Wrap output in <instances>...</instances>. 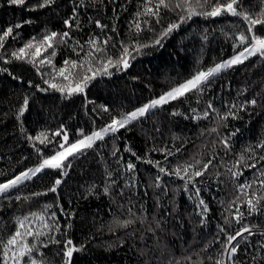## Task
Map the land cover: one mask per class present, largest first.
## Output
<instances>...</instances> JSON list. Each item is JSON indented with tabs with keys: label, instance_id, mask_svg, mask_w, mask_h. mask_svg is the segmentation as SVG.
<instances>
[{
	"label": "trees",
	"instance_id": "trees-1",
	"mask_svg": "<svg viewBox=\"0 0 264 264\" xmlns=\"http://www.w3.org/2000/svg\"><path fill=\"white\" fill-rule=\"evenodd\" d=\"M41 2L27 0L25 6H15L0 0V32L17 23L22 24L6 40L4 49H0V57H3L0 69H6L0 71V183L39 163L41 157L33 147L34 143L44 156L54 154V145L45 147L38 141L29 140V136L45 132L51 138L52 133L63 127L68 134L67 147L111 123L113 117L120 118L158 98L197 71L231 58L237 43L235 37L247 27L241 18L231 15L194 16L180 24L164 40L162 47L144 48L140 54L133 53L135 59L130 61L131 66L126 71L110 68V75L97 73L83 93L68 96L53 89L39 91L36 85L48 88L43 81L53 76L52 82L68 83L57 70L64 66L66 59L79 61L84 56L83 52L78 56L73 51L76 41L84 43L91 36L101 40L111 36V44L116 47L110 44L106 55L116 58L120 41L129 45L135 39L151 43L169 23L178 22L179 18L174 12L162 9L160 23L152 20L149 26L143 24L144 16H136L138 10L142 11L144 0H84L86 7L77 9L78 20L73 21L80 27L69 29L64 21L73 15V8L80 0H54L45 7H38ZM244 8L257 13L261 9V0H244ZM95 20L108 28L102 32L95 26ZM137 20L144 30L134 36ZM113 27L115 32L111 30ZM53 31H68L73 39L68 45L55 47L56 55L50 57L51 65L37 62L34 66L11 59L13 50L23 47L34 37L39 40ZM255 31L256 35L264 37V26L257 25ZM52 51H42V57L49 56ZM6 59L10 62L4 63ZM85 70L73 71L84 73ZM25 97H28V106L18 120L17 114ZM253 98L258 101L256 106H246V111L233 109L239 118L222 119L232 104L239 105ZM209 102L217 111L209 110L207 119H192V110L200 115ZM105 108L108 111H104ZM213 128L215 132L211 131ZM237 129L239 131L231 138L230 151L226 153L219 141ZM56 141L63 142L62 136L55 137L54 143ZM261 141H264V61L252 57L243 65L212 78L203 93L192 92L170 101L147 117L105 136L93 148L69 157L71 167L65 169L66 175L61 176L57 170H45L38 177L25 181L18 190H12L9 193L11 199L0 198V238L7 239L16 230L18 217L40 213L45 205H52L48 214L56 213L62 230L55 233L56 239L61 242L71 239L74 245L85 246L83 251L74 253L72 264H166L170 257L184 264L183 258L187 255L194 261L202 260L203 264H214L216 259L229 264L227 254L221 255L226 237L220 233V227L224 226L228 234H234L244 225L252 228L254 234L245 233L247 240L238 237L240 249L235 257L236 264H258L264 257V248H261L264 245V201L257 206L261 211L249 215L246 200L252 198L254 189L257 197L264 194V189L257 183L254 189L246 190L247 194L238 191L228 169L241 155L249 164L259 161L256 169H245L235 184L253 180V173L264 168V160H259L264 149L255 150V159H249L247 149ZM154 148L181 150L165 161L160 151H152ZM115 149L119 151L113 155ZM132 153L144 160L161 161L166 168L185 161L193 163L194 159L206 162L215 157L208 173L197 178L203 180L197 183L201 189L199 198L204 199L209 208L204 225L199 223L201 209L197 207L198 198L191 185L189 191H184L183 181L175 176H164L162 183L166 186V194L160 188L152 187L157 169L137 160ZM128 162L136 165L134 173L127 171ZM132 177L137 187H125ZM57 178L62 180L57 192H49ZM112 181L115 183L109 195H105L103 188ZM32 193L47 194L32 196ZM17 195L20 200L15 199ZM61 207L71 214L70 219L61 214ZM129 208L136 217L142 218V222L137 219L128 228L120 227L117 221L122 223L133 218ZM237 208L245 213L241 223L233 219ZM225 217L232 220L230 226L224 224ZM157 220L161 221L163 231L157 228ZM32 225L39 227L34 220ZM149 228L154 229L155 234L148 231ZM134 230L133 236L126 235ZM214 238L219 242H211ZM28 239L31 242L32 238ZM206 244L208 247L204 250ZM245 245H248L246 251ZM61 247L62 243L41 249L46 264H62L58 255ZM209 256L213 260H209Z\"/></svg>",
	"mask_w": 264,
	"mask_h": 264
},
{
	"label": "snow or ice",
	"instance_id": "snow-or-ice-1",
	"mask_svg": "<svg viewBox=\"0 0 264 264\" xmlns=\"http://www.w3.org/2000/svg\"><path fill=\"white\" fill-rule=\"evenodd\" d=\"M27 0H7L9 5L15 6H25ZM51 3H54V0H42L38 7H45ZM86 7L84 0H80V3L73 8V15L64 21V24L67 28L71 29L73 27L79 28L80 25L77 22L75 25L73 21H77V9ZM167 10L174 12L178 16V22H172L167 25L152 41L151 43H143L138 39H135L131 45L125 43L124 41L119 42V55L116 58H113L112 55H106L108 47L111 44L112 37L108 36L103 40L98 36H91L87 41L81 43L76 41L73 46V51L79 56L80 52L84 53V56L81 57L79 61L68 60L64 61V66L57 70V74L63 78V80L68 81L65 84H58L52 82L55 77L51 79H44V84L48 85V88H41L39 85H36V88L39 91H48V89L56 90L60 93H66L68 96L73 95L74 93H83L84 89L88 86L91 80L95 79L97 73L100 75H110V68H114L117 71H126L130 66V61L135 59L136 54H140L144 48L150 47H162L163 42L167 39L170 34L180 27V24L186 23L188 20H191L194 16H203L205 18H215L222 15H231L234 17H239L247 25V27L240 31L239 34L235 37L237 43L234 44V54L231 58L224 60L220 63H216L213 67H210L206 70L197 71L190 79L186 80L183 83H180L178 86L172 87L167 92L160 95L158 98L152 99L150 102L144 104L143 106L136 108L130 113L123 114L120 118L113 117L111 123L105 125L99 130H95L91 135L83 136L82 139L77 140L75 143H72L65 146L68 142V134L61 127L56 132L52 133V137L49 138L48 134L41 132L35 137L29 136V140L38 141L40 145L47 147L48 145H54V154L50 156H44L43 151L35 143L33 147L35 148L37 154L41 157L39 163L32 167L28 168L25 171L20 172L15 175L14 178L8 179L3 183H0V198L11 199L9 193L12 190H18L25 181H30L34 177H38V174L45 172V170H57L60 172V175H66V168L71 167L69 157L74 156L77 153L82 154L83 150L93 148L94 144L97 141H103L105 136L109 134H115L119 129L125 128V126L132 124L142 118L147 117L150 113H153V110H156L165 104H168L170 101H175L181 97L186 96L188 93L198 92L203 93L207 87L211 84L212 78L216 77L220 73L232 69L234 66L243 65L245 61L249 60L252 57H258L261 61H264V37L256 35V26H264V0H261V9L257 13H250L244 8V0H144L142 11L138 10L136 13L137 17L144 16L143 20L144 25L151 24L152 20H155L156 23H160V13L161 10ZM24 23H31V21H24ZM95 26L103 32L104 29L108 28L107 25L101 24L99 20L94 21ZM22 27L21 23L7 27L5 30L0 32V49H4L6 40L13 35L14 29H19ZM135 32L134 36H139V34L144 30L141 26V22L137 20L134 24ZM113 32L116 31L115 27L111 29ZM18 35V34H17ZM15 38V37H13ZM73 38L70 36L68 31L63 33L51 32L43 35L42 38L37 40V38L30 39L27 43L20 47L17 50H13L10 53L11 59L22 60L27 63L37 65V62L40 65L45 63L51 65L52 61L50 57L55 56V47L58 45H68L69 41ZM87 45V49L85 48ZM111 47H116V44H111ZM49 49L53 51L49 56L42 57V51L47 52ZM79 49V51H77ZM237 49H239L237 51ZM42 57V58H41ZM39 58V59H38ZM3 59V57H0ZM10 60H4V63H9ZM95 64H98L99 67H94ZM86 69L84 73L73 71L75 69ZM0 71H6V69H0ZM92 73V75H88ZM15 78V77H14ZM43 78V74H42ZM258 103L257 99L253 98L250 100H245L242 104H232L229 107V111L222 117L223 120H227L229 117L232 119H237L238 113L234 112L233 109H239L240 111H246V106H256ZM28 106V97L24 98L23 104L19 108L17 119L19 120L23 116L26 108ZM211 112H216L217 110L213 107L212 103L209 102L207 109L200 115L196 114V110L193 109L192 119H207ZM104 111H108L107 108ZM176 113H173L175 115ZM227 126V125H225ZM212 132H215L216 129H211ZM239 130L237 129L234 132H231L229 136L222 138L219 143L222 145L223 150L227 153L230 151L231 138L236 135ZM82 135V133H81ZM63 142L55 141V137H61ZM257 148L264 149V141H261L259 144L249 146L247 151L250 153L249 159H255V150ZM180 148H177L175 152L167 148L152 149V151H160L165 158V161L168 160L170 156H174L176 153L180 152ZM119 149L113 151V155ZM125 151H130V149L125 148ZM137 160H142L145 163L153 165L157 169V175L152 184L154 188H160L165 194L167 192L166 186L163 185L162 180L164 176H175L181 181L184 182V191H189V185L194 189V193L198 198L197 207L201 209L199 215L201 217L199 223L204 225L206 214L209 212L208 205L205 200L199 198L201 189L197 187V183H202L203 180H197V178H203L206 173H208L211 166H213V161L215 157L209 158L206 162L200 159H194L193 163L185 161L183 164H176L171 168H166L163 166L161 161L153 160H144L142 157L136 156L135 153H132ZM259 160H264V155L259 157ZM66 161H69L67 164ZM256 163H247L245 157L241 155L240 159L234 164L231 168L228 169L230 176L233 180V183L238 191L245 192L247 189H254V185L259 183L261 189H264V168L258 169L253 173L254 179L251 181L245 180L243 183L235 184L243 175L244 170H251L257 168ZM126 169L130 173H134L136 170V165L132 162L126 164ZM162 174V175H161ZM109 177L111 173L108 174ZM61 178H57L54 181V184L48 189L49 192L56 193L58 186L61 184ZM112 183H106L103 188V193L109 195ZM125 187L135 188L137 185L134 183V177L130 178L129 183ZM256 190H253L252 198L246 200L248 206V214L252 215L258 211H261L257 206L264 201V194L257 197L255 194ZM47 193H32V196L46 195ZM121 195H123V189H121ZM16 200H20L21 197L17 195ZM27 199V197L25 198ZM239 199V197H237ZM59 207V205H57ZM142 207V206H141ZM52 208V205H45L44 210L40 213H31L28 216L23 218H17V228L16 230L7 237V239L0 238V264H46L44 259V254L41 249H46L50 244L60 245V252L58 255L61 256L62 264H72L73 255L76 252L83 251L84 245L76 246L73 244L71 239H66L61 242L56 239L55 233L61 232V226L59 223V217H57L55 212L48 214V209ZM60 212L62 215L70 219L71 214L65 213L64 209L61 207ZM129 213L133 218L123 221L122 223L117 221L118 225L123 228H128L136 223L137 219L142 218L136 217L135 213H132L131 208H129ZM245 213L241 212L239 208L236 209V212L233 216V219L236 223H241L244 219ZM36 221L39 224V227H33L32 221ZM232 220L228 217L224 218L225 225H231ZM68 227L71 225L68 224ZM156 226L158 229L163 231L161 226V221H156ZM111 230V229H110ZM148 231L155 234V230L149 228ZM220 233L225 234V241L222 243L223 254H227L229 264H236L235 257L238 254L240 249V240L238 237L243 240H247L245 233L253 235L252 228L244 225L242 228L237 229L234 234H228L224 226L220 227ZM135 230L130 233H126L128 236H133ZM29 237L32 238L29 242ZM143 239V236H141ZM235 241V243H233ZM211 242H219L213 239ZM210 242V243H211ZM121 246L123 245V240L120 241ZM208 245H205L204 250H206ZM248 245H245V251L247 250ZM261 248H264V245H261ZM35 253V255H34ZM163 256V252H161ZM39 257V259L37 258ZM209 260H213V257L209 256ZM255 259V257H253ZM184 264H203V261H194L191 255H187L183 258ZM147 264V262H146ZM166 264H181V260L170 257ZM214 264H225L222 259L214 260ZM258 264H264V257H261L258 261Z\"/></svg>",
	"mask_w": 264,
	"mask_h": 264
},
{
	"label": "rangeland",
	"instance_id": "rangeland-1",
	"mask_svg": "<svg viewBox=\"0 0 264 264\" xmlns=\"http://www.w3.org/2000/svg\"><path fill=\"white\" fill-rule=\"evenodd\" d=\"M35 166H36V165H35ZM32 167H34V166H32ZM32 167H30V168H32ZM24 171H25V170H24ZM14 177H15V176H14ZM14 177H13V178H14Z\"/></svg>",
	"mask_w": 264,
	"mask_h": 264
}]
</instances>
